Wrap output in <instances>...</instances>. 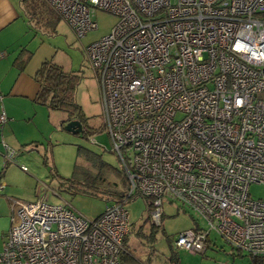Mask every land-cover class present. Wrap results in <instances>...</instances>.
I'll return each mask as SVG.
<instances>
[{
  "label": "built area",
  "instance_id": "built-area-1",
  "mask_svg": "<svg viewBox=\"0 0 264 264\" xmlns=\"http://www.w3.org/2000/svg\"><path fill=\"white\" fill-rule=\"evenodd\" d=\"M44 1L79 38L98 28L96 11L116 17L85 54L125 199L150 200L156 226L163 199L200 218L177 249L201 253L213 233L264 264V197L249 196L264 186V0ZM10 205L0 264H119L131 226L124 201L93 220L43 200Z\"/></svg>",
  "mask_w": 264,
  "mask_h": 264
},
{
  "label": "rangeland",
  "instance_id": "rangeland-1",
  "mask_svg": "<svg viewBox=\"0 0 264 264\" xmlns=\"http://www.w3.org/2000/svg\"><path fill=\"white\" fill-rule=\"evenodd\" d=\"M92 20L98 28L81 38L59 19L56 27L54 24L56 31L45 32L40 29L36 38L32 37L35 30L30 31L26 39L33 53L32 67H38L43 61H51L66 72L80 75L75 98L88 120L87 125L83 126L82 133L73 134L60 127L61 121L65 118L64 114L46 108H36L31 124L32 130L35 131L37 148L22 152L8 144L17 153L18 158L17 163L5 160L8 164L1 178L5 191L0 193V251L4 235L11 227L13 216L11 200L27 203L43 200L50 205H67L75 213L93 220L105 211L107 204L100 197L90 195L81 182L88 177L96 178L101 175L100 177L117 184L118 189L123 190L121 163L112 150V143L101 122L98 83L85 54L87 46L111 31L116 23V17L96 11ZM20 165L25 166L27 172L21 171ZM249 196L254 200L262 199L264 186L251 185ZM125 206L130 214L131 223L136 227L144 226L148 215L144 199L139 197L129 199ZM161 209L160 227L156 229L153 242L143 240L144 243L151 244L154 251L138 255L140 264L163 262L168 264L167 258L172 256L176 260L173 264H248V258L243 253L232 249L228 243L213 233L210 234L201 253L193 255L182 249H175L172 246L177 235L193 229L194 220L200 228L205 225L177 201L163 199ZM147 233V226H144V234ZM130 238L131 236L128 241ZM129 250L138 254L133 249ZM146 257H149V261Z\"/></svg>",
  "mask_w": 264,
  "mask_h": 264
},
{
  "label": "crops",
  "instance_id": "crops-1",
  "mask_svg": "<svg viewBox=\"0 0 264 264\" xmlns=\"http://www.w3.org/2000/svg\"><path fill=\"white\" fill-rule=\"evenodd\" d=\"M59 19L44 0H0V54L3 55L0 58V115L6 117L5 123L0 126V173L10 162L5 161L4 146L14 151L10 145L22 152L37 148L31 122L36 108H46L35 103L39 90L35 74L44 61L38 67L31 66L33 53L26 39L30 31L35 30L32 36L35 38L40 29L56 31ZM19 60L24 63L18 64ZM17 156L15 152L16 163ZM2 177L3 173L0 176V186L3 187L0 193L5 191Z\"/></svg>",
  "mask_w": 264,
  "mask_h": 264
},
{
  "label": "trees",
  "instance_id": "trees-1",
  "mask_svg": "<svg viewBox=\"0 0 264 264\" xmlns=\"http://www.w3.org/2000/svg\"><path fill=\"white\" fill-rule=\"evenodd\" d=\"M24 1L26 0H23V2ZM17 62L18 64L21 63L20 60ZM80 79L81 77L79 74L75 72H66L61 67L52 64L51 61H44L35 74V80L39 85L35 103L46 107L49 111L60 112L64 114L65 118L60 123L61 128H63L64 124L68 121L76 120L81 123L83 132V126L87 125L88 119L84 115L80 105L77 104L75 98L76 89L80 82ZM2 173L3 171H1L0 176L2 175ZM52 175H54V172H52ZM100 176L96 178L88 177L84 182H81V185L89 191L90 195L98 198L100 197L101 200H104V202L107 204L106 206L120 203L122 201H124V204L126 205L129 199L135 198L129 197L128 199H125L127 183L124 176L122 187L123 190L118 189L117 184L106 181L107 179H104ZM98 193L99 196H97ZM144 202H146V212L148 213V215L143 225L147 226L148 233L144 234V226L139 225L138 228L134 223H131L128 235L122 242L123 250L121 251L119 256V264H140V258L138 255H144L149 251H154V248L151 246V244H146L143 242V240L148 239V241L152 243L155 237L156 229L160 227V225L156 226L150 221V200L144 199ZM194 224L195 226L197 225L195 220ZM129 236H131L130 239L132 241H128ZM172 247H174V245ZM129 249H133L134 252L137 251L138 254L133 253ZM146 258L149 261V257ZM174 261L176 260L174 256H172L167 258L166 263L173 264ZM163 264L165 263L163 262Z\"/></svg>",
  "mask_w": 264,
  "mask_h": 264
},
{
  "label": "water",
  "instance_id": "water-1",
  "mask_svg": "<svg viewBox=\"0 0 264 264\" xmlns=\"http://www.w3.org/2000/svg\"><path fill=\"white\" fill-rule=\"evenodd\" d=\"M63 130L73 134H78L82 132V125L79 121L71 120L64 124Z\"/></svg>",
  "mask_w": 264,
  "mask_h": 264
}]
</instances>
